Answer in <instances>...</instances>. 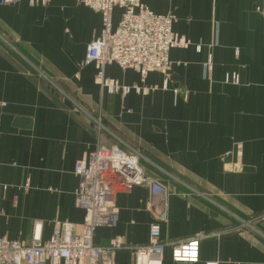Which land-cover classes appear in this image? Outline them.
<instances>
[{"label":"crops","instance_id":"1","mask_svg":"<svg viewBox=\"0 0 264 264\" xmlns=\"http://www.w3.org/2000/svg\"><path fill=\"white\" fill-rule=\"evenodd\" d=\"M142 3L174 15V32L192 46L170 52L168 76L143 81L108 67L107 78L140 88L126 96L102 90L84 63L99 13L75 0L0 4V236L30 244L41 225L47 242L56 222L79 233L76 163L98 145L131 146L164 192L138 186L117 196L116 226L94 233L98 247L123 241L114 264H134L132 250L148 244L163 209V264H191L174 263L171 247L200 236L194 264H264L262 0Z\"/></svg>","mask_w":264,"mask_h":264},{"label":"built area","instance_id":"2","mask_svg":"<svg viewBox=\"0 0 264 264\" xmlns=\"http://www.w3.org/2000/svg\"><path fill=\"white\" fill-rule=\"evenodd\" d=\"M21 1L0 0V4L8 6ZM28 1L32 6H45L51 0ZM75 1L102 17L101 32L88 46L84 63L95 67L97 84L109 94L126 96L140 88L122 86L107 78L108 67L116 65L122 71L133 70L143 81L151 73L168 76L173 66L170 52L192 46L187 38L174 32V15L155 14L142 0ZM115 9L122 11L116 27L113 24ZM258 12L264 16V0ZM101 121L100 117L96 120L98 130L102 128ZM141 159V154L131 146L98 145L75 166L74 174L79 180L75 204L85 212L80 232H75L72 224L56 222L53 236L47 242L42 240L41 225L36 226L30 244L0 236V264H114L116 253L125 248L123 241L115 238L107 247H98L94 244V233L98 228L116 226L117 196L138 186H149L155 196L164 192L158 182L147 178ZM163 210L150 226L148 244L132 250L134 264H163L166 250L161 239V223L165 221ZM202 239L200 236L173 245V262L198 263ZM206 264L220 263L209 261Z\"/></svg>","mask_w":264,"mask_h":264},{"label":"rangeland","instance_id":"3","mask_svg":"<svg viewBox=\"0 0 264 264\" xmlns=\"http://www.w3.org/2000/svg\"><path fill=\"white\" fill-rule=\"evenodd\" d=\"M236 148H237V155H238V157H242V146H241V144H238L237 146H236ZM239 152H241V155L239 154ZM160 173H161V171H160ZM161 176H164V177H166L167 176V174H165V173H163ZM241 223H243V222H241ZM219 262V261H218ZM220 263V262H219ZM221 264V263H220Z\"/></svg>","mask_w":264,"mask_h":264}]
</instances>
